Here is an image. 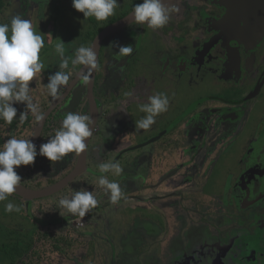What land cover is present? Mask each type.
<instances>
[{"label":"flooded vegetation","instance_id":"flooded-vegetation-1","mask_svg":"<svg viewBox=\"0 0 264 264\" xmlns=\"http://www.w3.org/2000/svg\"><path fill=\"white\" fill-rule=\"evenodd\" d=\"M20 1L29 2V0H15L14 4ZM140 2L142 0H118L119 6L114 16L108 18L107 21H101L102 25L107 24L106 28L122 19L131 12L135 4ZM28 7H30L28 12L30 19L33 20L32 23L46 20L47 16L45 18L40 16L39 8L31 6L30 3ZM170 7L175 8L176 11L170 12L169 21L162 28L152 29L146 23L132 22L104 39L92 93L97 104L95 117L89 85L88 83L79 84L83 81L82 78L74 85L69 100L73 97L72 101L76 102L79 96L84 94L86 114L97 121L93 138L104 127L103 125L112 124L111 116L103 117L102 109L105 103L117 98L125 103L128 110H132V121L125 109L120 111L125 116L121 114L120 117L127 119L116 126L115 130L109 132L107 127L102 129L106 135L105 148L106 145H115L120 141L139 140L143 129L137 130L135 127V122L140 116H136L134 108L138 109L141 104L147 103L148 97L155 95L156 92L161 93L158 90L166 91L165 95L169 100L166 111L168 117L173 105L172 98L175 89L172 86L173 80L188 77L189 82H196L198 85L201 81L206 83L213 81L216 86L231 85L232 93L229 97L221 98L220 95L215 94L204 99L202 96L200 101L181 111V114L175 115L176 119L171 120V125L175 124L172 129L168 130L171 126L169 121L167 122L168 127L164 124L158 133L146 135L145 140L154 143L155 157L151 165V173L155 177H152L153 180L150 182L145 176L146 178L141 183L143 187L139 189V192L143 193L150 188L155 190L156 195L141 201L148 212L151 209V213L139 216L137 221H142L146 224L145 227L151 226L154 229L158 226L156 217L164 222L165 218L168 219L164 224L159 222L161 228L156 232L158 235L152 247L153 253L155 250L159 255L163 253V258L166 260L174 259L171 264H264V0H174ZM80 13L78 14L82 23L80 25L76 23L78 26L76 34L93 19L85 20ZM53 21L56 23L55 20ZM141 26L144 27L141 28ZM135 31L139 33L140 43L150 39L151 44H154L160 40L164 43V47L151 55L150 61L139 60L145 66L141 71L147 72L145 75L130 77L123 69V64L127 59L117 57L118 48L111 43L120 44L124 40L123 37H129ZM71 40L75 48H70V51L75 58L76 49L81 45L79 46V43L72 37ZM94 40L89 47L92 46ZM238 52L242 57L241 66ZM83 66L74 65L75 68H79V71L72 82L78 77ZM100 66H103V72L100 71ZM133 71H136L134 66ZM84 75H88V71ZM101 75L104 76V80L98 84ZM147 77H150V80ZM158 77L164 80V85L159 83L157 87H161L154 88ZM71 83L68 82L62 95ZM218 89L225 91L222 85H219ZM213 101L219 102L220 105H213ZM115 102L117 101L114 100ZM51 104L43 106L42 118ZM258 105L263 109L256 112L259 115L258 121L255 128L249 130L250 146L248 144L244 167L241 171L232 173L228 181L226 180L223 187L225 192L220 196H215L214 199L208 195L203 197L198 195V199L190 198L192 203L197 205L196 211H203L198 218L205 224V229L201 237L202 243L198 258L194 261L188 260V256L182 252L181 262L179 258H176L177 251L171 246L173 240L181 233L184 222L182 217L184 209L177 202L198 192L207 194L209 183L207 186L206 181L212 177L208 160L218 152L217 146L221 141L234 137V140H237L239 136L247 135L248 131L245 127L254 120L252 111ZM250 111L251 114L247 117ZM52 114L48 117L40 137L34 139L42 118L36 121L33 132L25 137L32 139L37 148L55 133L54 128H47L49 120L51 123L56 120L55 117L50 119ZM166 115L164 112L159 114L164 118ZM181 117L183 119H180ZM103 118H105L104 122L101 123ZM195 128L199 129L198 133H194ZM168 136L174 140L176 136L178 148L182 149L180 156L177 157L178 162L170 166L169 163L159 160L163 156L173 159L171 153L165 151ZM92 140L91 143L94 141ZM234 140L231 141L232 144H235ZM90 148L91 146L88 153L89 168L77 179L93 167L90 164V159H92ZM162 153L164 154L161 155ZM199 158L202 160V168L195 172L193 168H196L195 165ZM68 171L64 176L70 172ZM34 177L35 181H30L31 184H26L27 186L38 188L33 185L38 180L44 181L45 186L42 188L50 186L48 185L50 178H45L40 174H35ZM54 179L60 180L56 179V176ZM58 223L54 221L48 224L56 226Z\"/></svg>","mask_w":264,"mask_h":264},{"label":"rangeland","instance_id":"rangeland-1","mask_svg":"<svg viewBox=\"0 0 264 264\" xmlns=\"http://www.w3.org/2000/svg\"><path fill=\"white\" fill-rule=\"evenodd\" d=\"M29 3L31 4V6L39 8V14L42 18H45V16H47L46 20H41L38 23H32L36 32L40 34L44 39V47L40 51V60L44 64V68L34 76L32 81L29 82V94L32 97L33 103L36 105L37 111L35 112V117L36 121H38L39 119L37 117H41V114L44 110L43 106L46 107V103L51 104L52 102H54L58 98V96L63 93L64 88L67 86H61L56 97H52L51 95H49L46 88L48 77L56 71L61 70L59 68L61 58L55 52L56 43L61 42V40L65 43V53L63 59H66L68 61V68L64 69V71L69 73V83H71L78 74L79 68H75L72 64V60L74 58L71 54L70 48H75L71 44V36L76 34V25H80L82 21L80 19V15L78 14L79 12L72 7V0H29V2L25 3H22L20 1L14 4L15 12L13 15L21 14L25 19H29L31 22H33V20L30 19V13L28 12L30 8L28 7ZM127 7L128 5L126 4V8ZM80 14L83 15V13ZM53 20H55L56 23ZM143 27L144 26H141V28ZM123 39L124 40H122L119 45L133 46V52L131 54L120 57L127 59L123 64L124 71H126L127 75L130 77L140 74L145 75L147 72H141L144 70L145 66L142 65L139 60L150 61L149 58H151V55L155 54L158 50H162L164 47V43L159 40L158 42L151 44L150 39L148 41H145L144 43H140L139 33L136 31L129 37H123ZM78 41L79 40L77 39V42ZM133 66L136 69L135 72L133 71ZM100 71L103 72V66H100ZM103 77V75L100 76L98 84L103 82ZM147 78L148 80H150V77ZM157 79L158 80L155 81L156 83L154 85V88L161 87H157L159 83L164 85V80L160 79V77H158ZM173 82L174 83L172 84V86L173 88H175L174 96L172 98L173 105L170 108L168 117L166 115V111L164 112L166 115L165 118L164 116L160 117L159 115L155 117V122L157 123H164L167 118L168 122L170 121L171 125V122L176 119L174 118L175 115L181 114V111L192 106L197 101H200L202 99V96H204L205 99L217 94L220 95L221 98H227L232 93V90H230L232 89L231 85H227L226 87V84H219L222 85V89L225 90L221 91L220 89H218L219 85L216 86L213 81H210L209 83L201 81L198 85L196 82H189L188 77H185L181 80L175 79L173 80ZM82 83L83 81L79 84ZM166 83L165 86L167 85ZM110 84L112 85V83ZM117 84L119 85V83ZM118 88H120V86ZM227 90L229 91L228 93ZM158 91L166 94L165 90ZM155 94L158 93L156 92ZM84 99L85 96L82 93V95L79 96L78 101L76 102L72 101V99L68 100L66 103L63 102L61 104L60 113H58L57 115L58 119L60 120L58 125L61 123L64 115L68 112H77L82 114L84 111V114H86L87 107L85 106L86 103H84L83 101ZM114 100L117 102L114 103ZM213 102V105H220L219 102ZM114 109L116 110L115 112ZM125 109L127 110L128 115H130V119L132 121L133 112L131 109L128 110L124 102H120L117 98H114L113 100L105 103L103 105L102 114L103 117L111 116L112 118L110 121L112 122V124H110V126L108 124H102L104 126L102 129L107 127V131L109 132L115 130L116 126L127 119L120 117L121 114L124 115L120 111ZM139 109L140 107L138 109L134 108V113L136 114V116L139 115L140 117L138 118L141 119L143 116H145V113L141 112ZM262 109L263 108L258 105L257 108L253 109L254 111L251 110L254 120L246 125L245 130L248 131L246 136H239V139L237 140H234L235 137L229 138L228 140H223L220 142V145L217 146L218 152L215 155L211 156V158L208 160L209 170L212 173V177L208 178L206 181L207 186L209 183L207 194L206 192L204 194L198 192L193 195H188L185 200L180 199L179 202H177V204L182 207V209H184V215L182 216L184 222L182 225L181 233L173 240L171 246L177 251L176 258H179V261L182 262L183 258L182 256H180L182 252H184V254L188 256V260L194 261V259L198 258L200 252L199 248L202 243L201 237H203V232L205 229V224L202 223L198 218V215H200L201 212L203 213V211H196L195 207L197 205L192 203L193 201L190 200V198L198 199V195L202 197L204 195H208V197L214 199L215 196H220L223 192H225L223 187L226 180L228 181L232 173L241 171L246 163L244 162V160L250 146L249 130L255 128V124L257 123L259 117L256 112H260ZM251 111L249 112V114H247V117L251 114ZM104 119L105 118L102 119L101 123L104 122ZM102 129H100L94 136V141L92 140L93 142L91 143L90 154L92 159H90V164L91 166H93L91 167V170L74 181L70 186H68L66 189H64L54 197H45L39 201H35V206L39 207L42 205V208L39 210V220L43 223V225L48 224L49 222L57 221L59 223L54 226L55 229L64 233L79 232L82 235L81 238L87 239L88 242L90 241L92 244L89 245L91 246L89 248L90 251L93 252V254H91L87 259L88 261L86 262V264H138L139 262H142L144 264H171L174 259L170 258L169 260H166L163 258V253L162 255H159L157 254V252H155V250L154 253L153 249L150 250V248L153 246L152 243L158 235V233L156 232L161 228L159 222H162L164 224L166 221H168L167 218H165L166 221L164 222L160 221V218L156 217V222L158 224V226L154 227V230L156 231L154 233H150V235L148 234L146 237L140 236L143 231V229L140 227L141 225H143L141 221H139L137 224H133V214L129 213V221L126 225L117 224L116 219L123 212H125L126 209L135 207V203H137L138 201H144L150 197L149 195L145 194V192H140L139 195L133 196V190L131 189H141L143 187L141 183L146 178L145 176L149 178V175L151 173L150 161L154 153V143H150L144 139H139L137 141L131 142L130 140H127L120 141L115 145H106L105 148L107 149H105L104 138L106 135L103 133ZM152 129H154V125H152L147 130H143L144 135L152 134ZM193 131L194 133H198L199 129L195 128ZM174 138L178 140L176 136H174ZM231 139L234 140L235 144H232L231 141L233 140ZM176 140H174L171 136H168V143L165 147V151H169L168 153H171L173 159L168 158L167 156H163L159 159L162 160V162L165 161L166 163H169V166L175 165V162H178L177 157H179L181 154L180 150L182 149L178 148L179 145L178 143H176ZM196 142H198V140H196ZM77 154L78 153H69L63 158L62 161L55 162L52 167L46 157H41L40 169L35 174H40L45 178H55L56 176V179H61L70 168L72 169L74 167ZM163 154L164 153H162L161 155ZM144 156H146V160L143 159ZM110 161L119 162L120 166L123 169L119 176H116L112 172L104 174L107 179L119 183L121 187L123 196L119 200V202L115 204L110 201L109 195L106 194L105 191L98 185V179L101 175V173L99 172V165L101 163ZM201 162V158L197 159V164L195 165L196 168H193V171L196 172L197 169L202 168ZM227 173L230 174L228 175ZM85 189L93 191L98 200V205L95 208L91 209L88 214L83 217L87 220V226L82 229H78L74 225L73 221L79 216H74L70 213H65L64 216H61L59 214V210L56 208V204L64 195L70 194L72 191H80ZM153 195H156V193H154ZM212 202H214V200H212ZM152 228L153 227L151 226L146 227L147 230ZM126 245L133 246V250H127ZM111 249H114V255L109 263V250ZM148 250L150 251L148 252ZM104 254L106 256V259L104 258ZM7 255V252H0L1 264H8L5 260V256Z\"/></svg>","mask_w":264,"mask_h":264},{"label":"clouds","instance_id":"clouds-1","mask_svg":"<svg viewBox=\"0 0 264 264\" xmlns=\"http://www.w3.org/2000/svg\"><path fill=\"white\" fill-rule=\"evenodd\" d=\"M118 6V0H72V7L83 13L85 20L94 18L98 22L107 21L115 14ZM172 11L176 9L166 4L165 0H142L132 7L131 22L146 23L152 29L162 28L168 23ZM111 45L118 48L117 57L127 56L133 52L132 45L121 46L118 42H112ZM43 47V37L36 32L32 22L21 14L10 16L8 22H0V121L7 125H11L17 117L18 109L14 104L23 103L31 112L37 111L29 94V82L44 68L40 60V51ZM55 52L61 58L59 63L61 70L48 77L46 88L52 97H56L61 86L69 82V73L64 71L68 68V61L63 59L65 43L62 40L55 44ZM72 64L96 68L94 47L81 46L76 49ZM81 78L84 84L89 82L88 75ZM168 105V97L163 93L148 97V102L141 104L139 109L145 116L135 122V127L149 129L155 123V117L167 111ZM26 118V113L21 112L19 116L21 122ZM92 125L93 120L89 115L68 112L54 135H50L46 142L41 143L38 151L30 138L11 136L4 140L0 144V201L7 200L21 183L22 178L16 168L21 165H34L37 155L46 157L52 167L69 153H83L86 149V139L92 135ZM122 171L119 162L110 161L99 165L101 175L98 185L109 195L113 204L119 202L123 193L119 183L110 181L104 174L112 172L119 176ZM97 205L98 200L93 191L85 189L64 195L57 202L56 208L61 216L70 213L83 218ZM4 209L6 212L20 211V208L11 202L5 204Z\"/></svg>","mask_w":264,"mask_h":264},{"label":"trees","instance_id":"trees-1","mask_svg":"<svg viewBox=\"0 0 264 264\" xmlns=\"http://www.w3.org/2000/svg\"><path fill=\"white\" fill-rule=\"evenodd\" d=\"M14 2L15 0H0V22H8L9 17L14 14ZM106 25H102L101 21L98 22L93 18L88 25L78 30L76 36L71 37L76 42L77 39L79 40V46L89 47L98 32L104 29ZM49 105L50 103H46V106ZM14 106L18 111L12 124L7 125L0 121V144L11 136L25 138L35 129L36 114L27 109L23 103H17ZM21 112H25L27 116L22 122L19 119ZM54 117L55 114L53 113L50 119ZM48 124V129L54 128V123H51L50 120ZM38 150L39 148H37ZM40 160L41 156L37 155L34 165H21L16 168L22 182L30 185V181H35L33 179H35V173L40 169ZM152 177L154 178L155 175L150 173L149 179L151 181L153 180ZM55 181L54 178H50L48 185ZM33 185L38 188L45 186L43 180H38ZM39 200L41 199L35 201ZM35 201L25 200L15 193L9 195L7 200L0 201V252H7L6 262L8 264H86L87 259L93 254L89 248L92 243L81 238L82 235L79 232L64 233L50 224L43 225L38 218L42 205L35 206ZM8 202L17 205L20 211L6 212L4 206ZM140 204L136 209H129V212L125 211L116 218L117 224L126 225L129 221V213L134 216L133 224L138 222L139 216L148 214V210L143 207V202ZM142 211L143 214H141Z\"/></svg>","mask_w":264,"mask_h":264},{"label":"water","instance_id":"water-1","mask_svg":"<svg viewBox=\"0 0 264 264\" xmlns=\"http://www.w3.org/2000/svg\"><path fill=\"white\" fill-rule=\"evenodd\" d=\"M174 2V0H165V3L168 4L169 6ZM131 13V12H130ZM130 13L123 17L122 19L118 20L117 22L111 24L110 26L106 27L103 29L96 37L94 40L93 44L91 47H94L95 52H96V60H97V67L96 68H90L83 66L81 72L79 73L78 77L71 83L69 86L68 90L62 95H60L49 107L48 111L44 114L42 120L40 121L39 128L36 133V137L34 139H37L40 137L41 131L43 130L45 123L50 116L55 110V118L56 120L53 121L54 123V130L58 129L60 127L59 119H58V113H60L61 110V104L63 102H67L70 98V94L73 91L74 85L78 82V80L88 71V76H89V90H90V100L93 102V115L94 117L97 115V104L93 98V87L95 85L96 77H97V69L99 66V60H100V49L102 46V43L106 37L109 35L115 33L121 28H125L128 25H130L131 22V15ZM239 53V52H238ZM241 61L242 57L239 53V65L241 66ZM73 100V97H71ZM93 120V125H92V135L86 139V149L83 153H78L77 161L72 168V170L63 178L60 180L56 181L54 184L44 187V188H32L27 186L24 183H20V185L17 187L16 191L14 192L18 196L32 201L35 199H40V198H45L49 196H53L57 194L58 192L63 191L66 189L74 180H76L82 173H84L86 170H88V153H89V147L91 140L93 138L94 130L96 128L97 121L95 119Z\"/></svg>","mask_w":264,"mask_h":264},{"label":"crops","instance_id":"crops-1","mask_svg":"<svg viewBox=\"0 0 264 264\" xmlns=\"http://www.w3.org/2000/svg\"><path fill=\"white\" fill-rule=\"evenodd\" d=\"M77 26V25H76ZM77 29H78V26H77ZM140 118H137V120L136 121H138ZM180 119H183L182 117L180 118ZM180 121V120H179ZM167 120H165V122L164 123H160V122H155L153 125H154V129H152V132L153 133H158V131H161L162 130V125L163 124H167ZM167 127H168V124L166 125ZM173 126H175V124L173 123L171 126H170V128L168 129V130H170V129H172L173 128ZM152 133V134H153ZM141 137L139 138L140 140L141 139H144L145 140V138L147 137L146 135H144V132H143V130H142V133H141ZM125 141H127V140H125ZM135 141V140H134ZM90 146H91V144H90ZM105 149H107V148H105ZM140 150V149H139ZM138 150V151H139ZM77 157H78V154H77ZM154 157H155V153H153V155H152V159H151V161H150V165H152V163H153V161H154ZM77 159V158H76ZM90 159V158H89ZM144 160H146V156H144V158H143ZM87 173V172H86ZM85 173V174H86ZM149 181L151 182V179H149ZM131 190H133V192H132V194H133V196L134 195H139L140 194V192H139V189H131ZM155 192V190H152V189H150V188H148V189H146L145 190V194H147V195H149L150 197H152L151 195H153V193ZM140 203H142L141 201H138L137 203H135L136 204V206L135 207H133V208H129V209H136L137 208V206L138 205H141ZM129 209H126L125 211H128L129 212ZM147 213V212H146ZM149 213H151V209L149 210ZM148 213V214H149ZM141 214H143V211L141 212ZM141 216H143V215H141ZM138 223V222H137ZM137 223H135V224H137ZM141 223L143 224V225H141L140 227L143 229V231H142V234H140V236H142V237H146L148 234L150 235V233H154L155 231H154V229H146V227H145V225L146 224H144V222H142L141 221ZM146 223V222H145ZM130 226V225H129ZM148 227V226H147ZM171 236V235H170ZM127 246V245H126ZM133 246H131V245H128L127 246V250H133ZM153 249V247H151L150 248V250H152ZM125 250V249H124ZM150 250H148V252L150 251ZM113 251H114V249H111V250H109V257H110V259H109V263H110V261L112 260V258H113V255H114V253H113ZM147 252V251H146ZM147 252V253H148ZM123 253V252H122ZM104 258L106 259V256H105V254H104ZM142 262H139L138 264H141Z\"/></svg>","mask_w":264,"mask_h":264},{"label":"built area","instance_id":"built-area-1","mask_svg":"<svg viewBox=\"0 0 264 264\" xmlns=\"http://www.w3.org/2000/svg\"><path fill=\"white\" fill-rule=\"evenodd\" d=\"M73 223L76 226V228L82 229V228L86 227L87 220L85 218L77 217L74 219Z\"/></svg>","mask_w":264,"mask_h":264}]
</instances>
